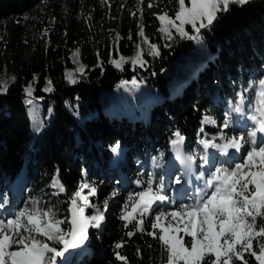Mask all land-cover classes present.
Returning a JSON list of instances; mask_svg holds the SVG:
<instances>
[{
    "label": "trees",
    "instance_id": "obj_1",
    "mask_svg": "<svg viewBox=\"0 0 264 264\" xmlns=\"http://www.w3.org/2000/svg\"><path fill=\"white\" fill-rule=\"evenodd\" d=\"M152 1L0 0V85H10L7 94H0V187L19 178L28 185L21 194L26 205L37 201L41 208H53L67 219L72 194L84 181L82 170L88 169V179L108 177L114 147L128 148L131 158L138 150L158 148L164 153L179 132L191 151L205 116L220 122V104H231L237 92L264 79V0L232 5L210 28L201 29L199 40L181 39L175 31L172 40L164 37L158 31L160 22L147 11ZM164 1L173 16V0ZM141 25L144 36L159 48V56L148 54V44L138 35ZM107 26L115 29L114 37L106 33ZM186 31L195 35L191 27ZM137 45L143 50V67L124 62L120 70L111 63L135 57ZM77 49L83 75L71 59ZM66 72L73 73L77 83L69 84ZM171 79L179 87L172 89ZM49 81L53 90L46 92ZM133 81L156 97L141 107L143 120L128 104L129 116L115 115L112 109L124 107L120 100L117 107L104 103L105 93ZM29 84L31 97L24 91ZM249 90L253 97L254 90ZM29 99L41 103L42 115L51 114L44 121L37 115L33 129ZM207 131L218 134L212 128ZM57 175L66 189L63 193L52 187ZM124 175L127 188H118L121 194L108 203L105 225L98 231L90 229V254L71 264H122L115 251L127 258V264H166L158 240L147 235L158 211L145 217L144 232L133 224L125 228L120 219L125 192L138 178L134 172ZM111 178H116L114 172L102 192L111 191ZM96 189L95 197L90 196L93 204L101 196ZM129 231L134 234L128 236ZM118 242L123 247L115 249ZM249 264H256L255 259L249 258Z\"/></svg>",
    "mask_w": 264,
    "mask_h": 264
},
{
    "label": "snow or ice",
    "instance_id": "obj_2",
    "mask_svg": "<svg viewBox=\"0 0 264 264\" xmlns=\"http://www.w3.org/2000/svg\"><path fill=\"white\" fill-rule=\"evenodd\" d=\"M142 2L138 0V3ZM250 2L187 0L186 3V0H177L178 7L174 16L166 12L157 15L160 22L158 31L168 40L173 39V30L181 39L199 40L201 29L210 28L221 13L229 12L232 5L244 6ZM148 7H153V4L149 3ZM137 11L142 12V9L138 6ZM186 26H190L195 35L189 34ZM138 35L143 38L144 44H148L149 55H160L157 45L151 44L144 36L142 25ZM137 49L136 56L130 60L121 57L119 61L113 60L111 63L120 70H123L124 62L143 67V50L140 45H137ZM73 55L78 61L80 50L77 49ZM76 71L83 75L84 66L80 65ZM11 79L14 82L16 78ZM65 79L69 84L77 83L71 72L65 73ZM9 86L8 83L0 85V94H7ZM252 87L253 84L249 83L248 88L236 93V99L230 102L231 110L225 114L218 134L198 141L202 152L184 155L180 152L184 137L179 132L174 134L176 139L171 143L185 166V174H195L203 186L193 190L191 203H182L171 212L161 211L152 218L153 231L147 232V235L158 240L162 251L166 253V264H249V258H254L256 264H264V79L258 81L247 116L252 127L239 131L237 135L235 131L239 125L233 119V113L244 114L245 93ZM52 90L49 81L44 91ZM24 91L31 97L32 85L29 84ZM27 103L31 104L32 100L29 99ZM214 123L210 117L205 116L201 121L200 132H204L203 125ZM229 129L234 134L229 135L226 131ZM210 149H215L224 158L238 155L242 161L227 167L225 164L228 160L225 159L207 175L203 171L196 174L194 166L197 159L201 169L211 164ZM112 150L116 151V147ZM82 175H86L83 170ZM175 182L181 184L182 178L177 177ZM136 183L143 190L128 195L120 219L125 228L133 224L137 231L144 232L145 217L151 216L157 202H166L168 197L164 194L163 177L157 183L149 174L146 182L138 180ZM52 187L58 189L59 193L66 191L58 175L53 177ZM84 189L89 190L88 195H83ZM96 194L95 187L81 182L72 194L67 219L57 218L52 208H41L37 201L17 210L13 218L0 219V264H58L66 253L85 243L90 227L101 228L105 220L104 212L89 201V196ZM117 194L114 189L110 197L104 200L105 211L108 200ZM7 204L5 196L0 208ZM89 207L96 208L92 216L85 215V208ZM63 225H68L67 230ZM126 234L132 236L134 233L129 231ZM122 247L121 242L115 245V249ZM114 255L117 261L127 264V258L119 251H115Z\"/></svg>",
    "mask_w": 264,
    "mask_h": 264
},
{
    "label": "rangeland",
    "instance_id": "obj_3",
    "mask_svg": "<svg viewBox=\"0 0 264 264\" xmlns=\"http://www.w3.org/2000/svg\"><path fill=\"white\" fill-rule=\"evenodd\" d=\"M173 2H174L173 3L174 4L173 11H174L175 9H177L178 4H177V0H173ZM152 4H153V7H151V8L148 7V10H147L151 16L156 18L158 14H162L164 12L167 13L168 7L166 6L164 0H153ZM174 15H175V11L173 12V16ZM186 27L190 28V26H186ZM105 31L109 37H114L116 34L115 29L112 28L111 26H107ZM71 59H72V62H73L75 69H77L79 67V64H78L76 57L74 55H72ZM197 64L202 65V62H197ZM178 66L183 67L182 62L178 63ZM176 87H179V82L175 79H171V88L175 89ZM120 94H122V95L120 96ZM104 96H105L104 103H106V105L109 102L110 104H112L113 107H117L118 100H120L123 103L125 108L123 107L121 109H112V112L118 116H122V115L129 116V114L132 113L130 110H128V108H127L128 105L130 108H133V107L135 108V112H137V114H134L135 116L136 115L140 116L141 115V107L146 106V102L148 100H150L152 98L153 99L156 98L153 91L149 92L147 89H145L143 87V85L136 84V82L122 83L121 85H119L116 92L105 93ZM132 98L134 99L133 102H132ZM41 107H42V105L39 102L38 103L33 102L27 106V113L29 114L31 122H32V129L34 128V123H35V119H36L37 115L40 117L41 121H44V119H49V117L51 115L50 112H47L45 115H42V112L40 111ZM219 110L223 111V116H222L220 122L213 120L215 122L214 124H205V125H203V128L209 127V128L216 129L218 131L220 130V125L223 123V119L225 117V114L230 112L231 107L228 106L227 109H225L223 106H221ZM141 118L143 119L144 116ZM233 119L239 125V127L235 131V134H237V135L239 134V131L246 130V129L252 127L251 121L247 120V122H246L245 117L240 119V118H238L237 114L233 113ZM242 124H246L248 126V128H246V129L241 128L240 126ZM35 126H36V124H35ZM201 126H202V124H201ZM226 131L228 132L229 135L234 134L232 129H229ZM212 137L213 136H209V135H207L206 132H204V133H202V136L199 138V140L201 138H212ZM199 140H197L193 144V147H194L196 152H202L203 151L202 147L198 143ZM130 148L133 149L132 146ZM120 150L122 151V150H124V148L122 146H119L118 148H116V151H113L114 155L117 156V153ZM136 152L138 153V151H136ZM209 153H210V156L212 157L210 165L205 166V168H203V169L200 168V161H199L198 165H196L198 167L199 172L203 171V172H205L206 175L210 170H214V167L218 166V164L222 158L219 154L214 155L215 149H211L209 151ZM133 158H132V162H134V163L132 165V169L136 172L137 175L140 176L141 181L146 182L148 177H149V174L152 175L154 181L157 183L159 182L161 177H163V180H166V183L164 184L165 185V193L164 194L168 196V201L163 202V203L157 202V204L154 205V207H156V209H158V210L165 209L166 212H171L173 210L178 209L179 205L182 203H191V199H190L191 191L189 190V187H190L189 181L193 178L189 177L190 178L189 181H187V180L183 181L182 180L181 184H177L175 182L177 177L169 174V170L171 168H173L175 170H179L180 167L182 169V167L184 166L181 158L178 156L177 150L173 147L172 143L170 144L169 153L165 157L160 156V154H153L151 151H149L148 153H144V152L140 151L139 155H137ZM154 158H156V159L154 160ZM170 161L173 162L171 167H169L167 165V163ZM235 163H237V162L234 161L233 164H235ZM126 165H128V167H129V165L131 166V163L128 162ZM157 165H159V166H157ZM84 172L86 173V175H83V178H84L83 182L88 183L92 187L98 188V193L101 195L98 199L95 198L94 204H93V202H91L90 196H89V201L91 204L98 206L99 209L101 211H103L104 215L106 216V213L108 211L104 210V200L108 199L110 197L112 190L111 191L105 190L104 192H102L101 189H103V184L105 183V178L103 176H100L98 179H88L87 178L88 172H89L88 169H85ZM179 174H180V172H179ZM116 177H117V182L113 183L114 186H116L115 185L116 183H120L121 185H125V181L123 180L122 176L117 175ZM185 177H187V176H185ZM20 182H21L20 180H15V182L12 183L13 184L12 188L6 189L10 193V195H9L10 200L8 201L7 205L0 208V219L7 220L10 218H13L15 212L17 210H19L20 208H23V202H21V200H20L21 199L20 196H21L23 189H22V185L20 184ZM193 184L196 186H197V184H199L201 187L203 186V182L200 180L195 181V179H194ZM4 187H5V185H3L2 188L4 189ZM142 190H143V187H138L136 185V187L132 191V193L139 192ZM88 191H89L88 189H84L83 195H88ZM1 192H0V204H3L4 193H1ZM118 196H119V192L116 196L111 197V199L108 200V203H110L111 201L116 199ZM93 197H95V196H93ZM45 209H47V208H45ZM53 210L57 214V218L65 219L61 215H59L58 211H56L55 209H53ZM85 211H90L92 213V215H94L96 213V208L95 207L85 208ZM171 222L175 223V221H171ZM104 225H105V221L103 222L101 228ZM66 226L67 225H63L62 227H64L66 229ZM101 228L97 229V228L91 227V229H94L97 231L100 230ZM84 251H87V250H85V248H84ZM85 254H87V252H85ZM58 264H63V263L60 261V262H58Z\"/></svg>",
    "mask_w": 264,
    "mask_h": 264
},
{
    "label": "water",
    "instance_id": "obj_4",
    "mask_svg": "<svg viewBox=\"0 0 264 264\" xmlns=\"http://www.w3.org/2000/svg\"><path fill=\"white\" fill-rule=\"evenodd\" d=\"M70 205V204H69ZM69 209V207H68ZM68 214H69V211H68ZM70 215V214H69ZM88 234H89V229H88ZM87 242H88V238L86 239L85 243L83 245H81L79 248H76V249H72L70 250L68 253H66L65 257L64 258H61V260L63 261V263L65 264H70L72 259H73V256L75 254H78V255H81L82 254V251L83 249L85 248V246L87 245Z\"/></svg>",
    "mask_w": 264,
    "mask_h": 264
},
{
    "label": "bare ground",
    "instance_id": "obj_5",
    "mask_svg": "<svg viewBox=\"0 0 264 264\" xmlns=\"http://www.w3.org/2000/svg\"><path fill=\"white\" fill-rule=\"evenodd\" d=\"M242 126H243V124L240 127H242ZM182 169H184L185 170L184 172H186L185 166H183ZM187 181H189V179ZM189 182H190L189 190L191 191V194H192L193 190L196 188V185L193 184L194 179H191Z\"/></svg>",
    "mask_w": 264,
    "mask_h": 264
}]
</instances>
